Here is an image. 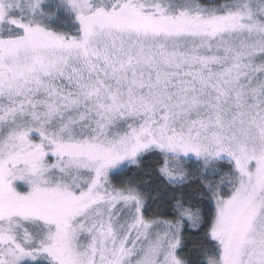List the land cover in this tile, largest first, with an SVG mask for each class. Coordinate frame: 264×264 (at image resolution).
<instances>
[{
    "label": "snow or ice",
    "instance_id": "1",
    "mask_svg": "<svg viewBox=\"0 0 264 264\" xmlns=\"http://www.w3.org/2000/svg\"><path fill=\"white\" fill-rule=\"evenodd\" d=\"M0 264H264V0H0Z\"/></svg>",
    "mask_w": 264,
    "mask_h": 264
}]
</instances>
